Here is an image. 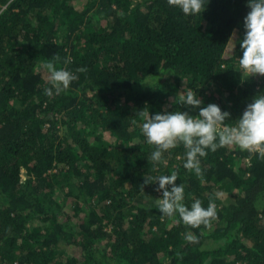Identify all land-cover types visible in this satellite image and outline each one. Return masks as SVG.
I'll list each match as a JSON object with an SVG mask.
<instances>
[{
    "label": "trees",
    "instance_id": "trees-1",
    "mask_svg": "<svg viewBox=\"0 0 264 264\" xmlns=\"http://www.w3.org/2000/svg\"><path fill=\"white\" fill-rule=\"evenodd\" d=\"M204 7L0 0V264H264V159L209 149L197 176L181 143L148 160L145 115L198 114L174 102L184 89L230 124L264 94V76L239 72L248 0ZM53 60L78 79L49 98ZM172 173L187 207L215 204L210 229L159 211L144 179Z\"/></svg>",
    "mask_w": 264,
    "mask_h": 264
},
{
    "label": "clouds",
    "instance_id": "clouds-1",
    "mask_svg": "<svg viewBox=\"0 0 264 264\" xmlns=\"http://www.w3.org/2000/svg\"><path fill=\"white\" fill-rule=\"evenodd\" d=\"M170 6L182 10L185 15H195L206 8L204 0H167ZM250 11L244 19L246 29L240 43L243 54L239 59V72L247 78L259 75L264 76V0H248ZM66 59L65 63H70ZM48 70L47 84L44 89L49 98L66 91L78 76L64 68H57L55 61L45 65ZM86 68H79L77 72H85ZM245 78V79H247ZM186 88V82H185ZM182 95L175 98V103L199 109L197 115L189 112L175 111L162 112L155 115H145L142 124V133L149 145H154L155 150L148 157L149 162L163 163V154L183 144L186 149V162L184 167L194 171L197 176L202 175L198 157L207 155L206 150L216 151L218 148H239L247 151L251 156L264 159V94H257L252 103L247 105L243 114L230 121L231 113L223 111L218 104L209 103L201 107L203 101L191 91L185 89ZM178 175H161L158 177L146 176L143 186L158 182V191L163 190L162 197L157 201V207L163 216L172 217L179 214L184 225L190 228L212 227L216 219L215 204L210 202L207 208L202 206L200 200H195L191 208L184 203L183 185H176ZM171 185V190H169ZM190 242H196V237L188 234Z\"/></svg>",
    "mask_w": 264,
    "mask_h": 264
},
{
    "label": "rangeland",
    "instance_id": "rangeland-1",
    "mask_svg": "<svg viewBox=\"0 0 264 264\" xmlns=\"http://www.w3.org/2000/svg\"><path fill=\"white\" fill-rule=\"evenodd\" d=\"M235 36H237V35H235ZM230 45L232 46L233 45V42H230ZM77 248H73V251H75V252H77Z\"/></svg>",
    "mask_w": 264,
    "mask_h": 264
}]
</instances>
